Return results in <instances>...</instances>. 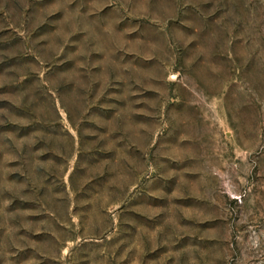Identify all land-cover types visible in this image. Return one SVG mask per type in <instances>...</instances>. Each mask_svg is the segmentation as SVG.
I'll return each mask as SVG.
<instances>
[{"label":"rangeland","instance_id":"obj_1","mask_svg":"<svg viewBox=\"0 0 264 264\" xmlns=\"http://www.w3.org/2000/svg\"><path fill=\"white\" fill-rule=\"evenodd\" d=\"M0 264H264V0H0Z\"/></svg>","mask_w":264,"mask_h":264}]
</instances>
